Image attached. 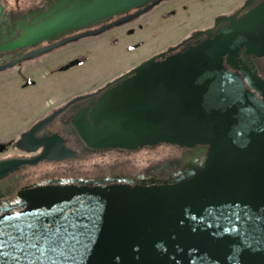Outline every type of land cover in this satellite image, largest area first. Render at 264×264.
Here are the masks:
<instances>
[{
	"label": "water",
	"instance_id": "obj_1",
	"mask_svg": "<svg viewBox=\"0 0 264 264\" xmlns=\"http://www.w3.org/2000/svg\"><path fill=\"white\" fill-rule=\"evenodd\" d=\"M162 1L62 0L50 19L0 50ZM254 1L109 83L82 117L91 148L201 145L203 164L154 186L22 191V212L0 218L3 264H264V102L256 95L264 82L239 59L264 55V0L238 18ZM28 162H0V179Z\"/></svg>",
	"mask_w": 264,
	"mask_h": 264
},
{
	"label": "flooded vegetation",
	"instance_id": "obj_2",
	"mask_svg": "<svg viewBox=\"0 0 264 264\" xmlns=\"http://www.w3.org/2000/svg\"><path fill=\"white\" fill-rule=\"evenodd\" d=\"M165 1L146 12H143L144 8L133 9L114 19L57 33L45 39L36 40L38 35L33 33L35 37L28 38L31 43L0 50V74L18 72L19 69L24 70L37 63L48 64L58 55L65 54L63 52L81 48L86 39L111 33ZM60 2L62 0H0V46L16 43L29 32L30 28L50 19L52 16L50 12ZM261 2L262 0H255L249 8L241 11L238 18ZM137 14L138 16L130 19ZM127 18L130 20L121 23ZM226 24L220 25V28ZM205 38L203 35L199 40L203 41ZM116 41V38L110 39V45L116 46ZM189 44L193 46L194 41H189ZM184 47L186 45L176 52ZM86 52L82 50L75 52L72 59L54 67V73L87 64L89 54ZM239 59L249 74L264 82V55L256 57L241 53ZM117 78L90 91L69 95L68 98L55 96L59 94L50 95L52 98L47 97L43 108L39 110L35 108L34 102H27L23 106L20 101L6 102L3 97L0 98V122L5 119L10 124L8 128L13 127L17 131L13 137H0V162L29 161L20 164L18 168L0 179V218L22 212L19 193L29 188L51 184L84 186L81 182H96L103 186L111 184L154 186V182L179 178L185 169L198 168L203 164L206 147L201 145L187 148L161 144L137 150L89 147L80 135L79 128L83 127L82 117L88 121L90 112L103 91L97 92ZM53 86L57 91L61 90L58 84ZM24 88L32 90L38 88L37 80H33ZM256 95L264 102V90L262 94L257 92ZM53 97L59 99L55 100ZM1 107L5 108V111L1 110ZM110 179L115 182L107 184Z\"/></svg>",
	"mask_w": 264,
	"mask_h": 264
},
{
	"label": "rangeland",
	"instance_id": "obj_3",
	"mask_svg": "<svg viewBox=\"0 0 264 264\" xmlns=\"http://www.w3.org/2000/svg\"><path fill=\"white\" fill-rule=\"evenodd\" d=\"M246 0H170L158 5L138 19L116 28L111 33L88 38L76 51H66L48 64L37 63L18 72L0 74V98L25 104L34 102L38 110L50 95L64 97L87 92L136 67L146 59L178 45L195 31L213 26L216 18L231 15ZM116 38V46L110 39ZM83 51L89 54L87 64L54 73V67ZM37 80L38 88H24ZM51 84V85H50ZM58 84L61 90H56ZM51 87V88H49ZM55 100L59 98L53 97ZM1 100V99H0ZM5 111V108L1 107ZM2 119L0 137H13L16 129ZM7 141V140H6Z\"/></svg>",
	"mask_w": 264,
	"mask_h": 264
},
{
	"label": "snow or ice",
	"instance_id": "obj_4",
	"mask_svg": "<svg viewBox=\"0 0 264 264\" xmlns=\"http://www.w3.org/2000/svg\"><path fill=\"white\" fill-rule=\"evenodd\" d=\"M0 264H3V262H2V261H0Z\"/></svg>",
	"mask_w": 264,
	"mask_h": 264
}]
</instances>
